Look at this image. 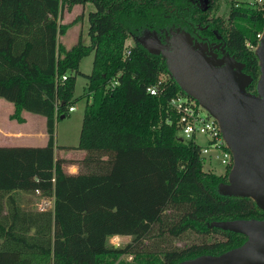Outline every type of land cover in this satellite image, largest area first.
Here are the masks:
<instances>
[{
  "label": "trees",
  "instance_id": "1",
  "mask_svg": "<svg viewBox=\"0 0 264 264\" xmlns=\"http://www.w3.org/2000/svg\"><path fill=\"white\" fill-rule=\"evenodd\" d=\"M91 1L89 42L70 47L58 41L75 20L61 23L63 10ZM214 0H0V96L14 104L10 118L23 110L46 118L45 145H0V264H177L200 254H218L242 244L241 232L210 225L212 220L264 218L248 196L222 194L232 162L222 173L203 168L200 145L181 140L178 114L169 105L184 92L161 53L140 40L180 29L223 40L225 49L259 76L255 53L264 28V2L233 0L228 24L209 19ZM138 40L125 52V39ZM254 47V48H253ZM93 53L89 73L80 59ZM66 74L65 79L61 76ZM78 74L87 79L79 141L85 150L76 173L55 158L56 120L68 112ZM165 74L166 76L164 77ZM118 83L107 86L108 80ZM158 83L160 92L147 86ZM227 148V147H226ZM229 150V148H227ZM54 194L53 210L24 208L13 189ZM3 193H9L3 201ZM70 197L102 198L105 204L149 205L147 213L95 207L59 206ZM6 205V211L3 206ZM220 232L222 240L183 247L174 238L186 231ZM112 234L132 235L123 246L108 243ZM132 255L126 261L122 255Z\"/></svg>",
  "mask_w": 264,
  "mask_h": 264
},
{
  "label": "water",
  "instance_id": "2",
  "mask_svg": "<svg viewBox=\"0 0 264 264\" xmlns=\"http://www.w3.org/2000/svg\"><path fill=\"white\" fill-rule=\"evenodd\" d=\"M149 36L140 40L149 51L162 54L180 88L218 120L233 157L219 191L251 197L264 209V28L255 50L259 76L254 90L247 89L253 77L244 71V62L223 46L222 56L216 57V53H207V44L194 41L185 30L166 32L164 42L155 33ZM210 225L241 232L247 238L221 253H204L177 264H264V218L218 219Z\"/></svg>",
  "mask_w": 264,
  "mask_h": 264
},
{
  "label": "rangeland",
  "instance_id": "3",
  "mask_svg": "<svg viewBox=\"0 0 264 264\" xmlns=\"http://www.w3.org/2000/svg\"><path fill=\"white\" fill-rule=\"evenodd\" d=\"M209 3L210 0H205ZM233 4V0H214L213 6L208 10L207 17L209 19L220 17L222 18L224 24H228V13L230 9V5ZM82 5V4H81ZM83 10L82 13L80 10L70 18L68 17L67 12L63 10L62 16L58 18V21L61 23L70 22L74 18L75 20L71 22V24L68 26L64 36V40L66 42H70L73 38L78 35V33L81 34V40L84 43L89 42V36L87 34V28H88V19H87V12L89 10L94 9V4L91 1H87L83 4ZM80 8V7H79ZM68 17V18H67ZM150 37V36H149ZM138 40L137 37L133 35H129L124 42L125 45H133ZM58 41L60 42V35H58ZM256 47V46H255ZM254 48V47H253ZM92 53L84 55L80 61H79V68L83 71H90V67L92 66ZM164 77L166 76L163 74ZM85 84V77L81 74H78L75 79L74 84V93L79 94V98L77 99V109L75 112H71L69 114H66L65 117L59 118L56 121L55 130L58 131V140L59 144L62 142L68 143V144H75L78 142V134H79V127H80V118L77 117V114H81L83 112V105L85 103L84 96L85 93H82L84 89ZM81 96V97H80ZM179 132V131H178ZM197 140L199 142L204 141L203 136H198ZM57 155H59V151H57ZM204 158L203 161V168L207 170H211L216 173H222L224 170L223 164L221 161L215 156H209ZM211 157V158H210ZM17 197L21 203V205L37 210L36 207V195L33 196V194H17ZM59 206H71V207H95V206H101L105 205L107 208L113 210V211H131L135 213H149L153 210V206L149 205H119L116 207L109 206L105 204V201L102 198H91V197H70L66 198L63 201H59L57 204ZM53 210V209H50ZM133 238L132 235H120V241L121 245L123 246L125 243L131 241ZM224 238V235L220 232H209L206 234H201L198 232H195L193 230L186 231L181 237L174 238L172 240V243L176 247H183L190 245L192 243H201L203 241H212V240H222ZM108 243L110 241L108 240ZM122 257L126 261H132V255L128 253H124Z\"/></svg>",
  "mask_w": 264,
  "mask_h": 264
},
{
  "label": "built area",
  "instance_id": "4",
  "mask_svg": "<svg viewBox=\"0 0 264 264\" xmlns=\"http://www.w3.org/2000/svg\"><path fill=\"white\" fill-rule=\"evenodd\" d=\"M239 2H246L250 4H260L264 0H238ZM261 34V33H260ZM259 34V36H260ZM129 45H125V52L129 51ZM66 74L61 76L65 79ZM118 83V79L113 77L108 80L107 86H114ZM147 90L151 94H158L160 92L158 83H151L147 86ZM169 105L175 109L178 114L177 118V132L178 136L183 140H192L193 143L200 145L201 154L204 157L206 155H215L225 167L233 161L232 153L226 141L222 135L217 118L209 112L195 98L189 96L183 92H176L169 100ZM74 105L68 106V111L72 110ZM198 136H203L204 141L199 142ZM227 147V148H226ZM211 158V157H210ZM223 170V171H224ZM36 194V207L37 210H50L54 209L55 196L47 195L40 189H34ZM110 244L114 246H120V234H112L109 236Z\"/></svg>",
  "mask_w": 264,
  "mask_h": 264
},
{
  "label": "crops",
  "instance_id": "5",
  "mask_svg": "<svg viewBox=\"0 0 264 264\" xmlns=\"http://www.w3.org/2000/svg\"><path fill=\"white\" fill-rule=\"evenodd\" d=\"M81 4L82 3H75L70 10L68 9L64 10L65 12H67L69 18L71 16H74L79 10L82 13V10L84 7H83V4L82 5ZM64 34L65 33L59 34L60 42H62L68 48L78 40L80 33H78V35H76L75 38L70 40V42H66L64 40L65 38ZM92 58H93V53H92ZM91 67H90V70H91ZM81 71L84 73L90 72V71L87 72L83 70ZM86 85H87V79L85 77V84H84V89L82 93H85ZM80 94L81 93L79 94L73 93V97H77L78 99ZM82 97L85 98V103H86L87 97H88V100H90L89 94L84 95ZM77 99L72 103V105H74V108L72 110H69L67 114L73 111L75 112V110L78 107ZM85 103L83 105V112H84ZM13 110H14V104L11 101L6 100L4 97L0 96V145H45L48 139V134L46 131L45 116L40 113L32 112L29 110H23L22 115L24 117V120L18 121L15 118L9 117V114L13 112ZM83 112L80 115L77 114V117L80 118L79 134H80V129H81ZM63 117H65V115ZM63 117L60 116L59 118H63ZM79 134H78V141H79ZM59 143L60 142L58 140V131L55 130V144H56L54 147L55 158L63 159L61 162V167L65 172H68V173L78 172L79 170L78 160L84 156L85 150L81 148H75L78 142L75 144H68L65 142H62L61 144ZM57 151H59V155H57L58 154ZM11 193H13L16 196L17 202L19 203L20 206L24 208H27V207L21 205L17 197V194L18 195L19 194H23V195L33 194V196L36 195L34 190H24V189H13ZM8 194L9 193H3V198H2L3 201L5 200ZM6 209H7V206L4 205L2 210L6 211ZM120 235H123V234H120Z\"/></svg>",
  "mask_w": 264,
  "mask_h": 264
},
{
  "label": "flooded vegetation",
  "instance_id": "6",
  "mask_svg": "<svg viewBox=\"0 0 264 264\" xmlns=\"http://www.w3.org/2000/svg\"><path fill=\"white\" fill-rule=\"evenodd\" d=\"M193 36H194L193 37L194 41H199V42L207 44V46H208L207 53L209 55H213V53H216L217 54L216 57L222 56L223 52L221 51V48H222V46L225 48L223 40H221L220 38H218L217 40L216 39H208L204 35H202L201 33H198V32H195V34H193ZM161 40L163 41L164 37Z\"/></svg>",
  "mask_w": 264,
  "mask_h": 264
}]
</instances>
